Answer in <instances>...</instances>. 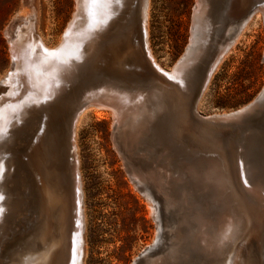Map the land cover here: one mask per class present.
Segmentation results:
<instances>
[{"label":"bare ground","instance_id":"6f19581e","mask_svg":"<svg viewBox=\"0 0 264 264\" xmlns=\"http://www.w3.org/2000/svg\"><path fill=\"white\" fill-rule=\"evenodd\" d=\"M250 1L196 0L193 19L198 23L200 42L209 37V26L216 14L221 24L243 16L245 18L230 50L219 60L216 68L235 49L260 12L264 16V0H255L256 7L247 11ZM75 5V12L58 45H47L34 32L30 21V16L34 14L20 17L23 23L9 40L14 67H10L5 74L3 83L6 91L0 95V149L5 151L11 147L7 143L10 138L13 142V159L9 164L0 150V264H82L83 194L77 169L75 138L90 112L98 117L104 114L103 110L108 112L107 116L111 114L122 152L133 153L138 145L146 150L150 142L154 146L156 141L151 129L156 117L165 109L176 110L171 102L174 96L170 90L157 85L150 91H138L134 90L137 87L134 83L124 86V91L106 97L114 106L90 101L81 111H75L73 97L68 100L67 107L61 104L57 98L77 78L81 67L88 65L91 68L90 65L99 57L102 45L112 41L109 36L128 34L132 38L135 17L144 11L148 55L159 72L172 78L183 77L199 54L197 50L188 66L185 64L179 71L164 68L149 46V0H75ZM252 12H256L255 15L248 16ZM197 110L201 112L199 104ZM67 112L66 138L62 115ZM67 140L72 152L69 175H74V179L67 178L65 174ZM160 155L155 158L165 161ZM252 163L244 166L245 169L240 168L237 176L222 159L214 158L201 162L187 161L183 166H176L170 174L165 168L164 175L167 180L174 181L175 188L162 185L161 169L157 171L156 167L157 176L154 172L150 173L152 175L146 174L139 168L133 175L137 185L145 187L151 183L159 195L177 193L184 204L191 205L195 211L192 216L196 226L194 231L197 232L194 244L196 241L198 248L211 256L213 264H264V223L251 211L248 203L250 199L257 204L264 219L263 186L257 167ZM11 173L13 184L20 183L21 186L13 188V198L5 203L4 196L9 190L7 177ZM26 190L30 191L28 198ZM202 201L209 202L206 213H199L195 208L197 204L192 205ZM147 206L152 215L154 206L150 203ZM11 224L13 236L26 228L29 237L3 254L1 244L5 235L9 234Z\"/></svg>","mask_w":264,"mask_h":264},{"label":"rangeland","instance_id":"374dc122","mask_svg":"<svg viewBox=\"0 0 264 264\" xmlns=\"http://www.w3.org/2000/svg\"><path fill=\"white\" fill-rule=\"evenodd\" d=\"M254 3L255 0L250 1L247 11H250ZM195 4L196 0H149V46L154 56L168 70L175 65L190 43ZM75 7V0H0V78L11 67L9 38L15 35L17 27L23 23L20 17L34 14L30 16L34 32H37L47 45L54 47L61 41ZM217 15L208 30V36L215 40L220 39L223 33ZM243 19L244 16L235 19V23L230 21L229 26ZM252 24L239 39L235 49L213 72L198 102L203 115L237 110L255 98L264 87V16L261 12ZM132 83L134 82L126 81V84L133 85ZM5 91V86H1L0 95ZM103 112L101 117L90 112L85 123L78 128L75 138L77 169L83 194L82 264H133L138 254L145 249L152 251L144 264H213L211 256L204 249L198 248L196 241L194 244V235L197 232L194 231L196 226L192 220L195 211L191 205L184 204L177 193H173V196L171 193L159 195L151 183H147L145 187L137 185L126 166V160H130L135 169L144 170L146 174L154 172L156 176V172L161 169L159 172L163 178L162 185L175 188L172 183L174 181L167 180L164 175V169L167 168V173L170 174L175 170L176 163H165L155 158L156 153L147 151L141 145L133 149V153L122 152L116 137L113 117L111 114L107 116L106 110ZM67 114L68 112L62 115V128L66 138ZM7 143L11 147L5 151L0 150L10 164L13 159V142L11 143L9 138ZM67 151L65 174L70 179L68 166L72 161V152L69 141ZM238 156L236 160L229 158L225 162L235 176L239 174L240 168L245 169L244 166L247 167L250 163ZM11 166L13 167V164ZM155 167L157 171L154 170ZM7 186L9 190L4 196L5 203L13 198L12 190L21 186L20 183L13 184V173L7 177ZM71 191L70 188V194ZM28 194L30 191L26 190L27 198ZM146 202L155 208L152 215L149 214ZM192 205H196L199 213H206L209 208V202L206 201ZM28 237L29 230L26 228L17 231L13 236L11 224L9 234L5 235L1 244L3 254L10 252Z\"/></svg>","mask_w":264,"mask_h":264},{"label":"water","instance_id":"95a60500","mask_svg":"<svg viewBox=\"0 0 264 264\" xmlns=\"http://www.w3.org/2000/svg\"><path fill=\"white\" fill-rule=\"evenodd\" d=\"M256 5L255 1L250 11ZM138 15L134 22V36L129 38L128 34H111L109 40L112 41H106L102 45L99 57L92 65L89 64L91 68H88V65L81 67L77 78L69 83L67 90L57 99L67 107L68 100L73 97L74 110L81 111L90 101L112 106L113 103L108 101V98L111 94L124 91L127 80L134 82L137 86L134 90L138 91L141 89L145 92L150 91L157 85L161 89L170 90L174 96L171 102L174 103L173 107L176 110L165 109L156 117L151 129L153 132L151 135L155 137L156 142L154 146L150 142L147 151L156 153V157L161 154L159 157L162 156L167 163L174 161L179 167L187 161L201 162L206 158L222 159L227 162L229 158L236 160L240 155L247 159V162L256 165L264 191V87L255 98L237 110L208 116L197 110L198 102L212 73L219 60L230 50L245 18L233 26H229L230 22L221 24L223 33L220 39L215 40L209 36L207 40L201 42L198 23L192 19L193 34L190 43L170 71H179L196 55L194 53L197 50L199 54L184 72L183 77L181 75L177 79L155 68L147 50L145 13L143 11ZM12 67L14 63L11 62ZM4 78L5 75L0 78V87L4 86ZM100 91L107 93L103 94ZM84 94L88 97L84 98ZM234 137L236 139H233ZM126 166L127 171L135 179L133 173L137 170L130 160H126ZM71 177L74 179V175ZM248 200L251 211L260 217L258 219L263 224L264 219L257 204ZM151 251V249L142 251L133 264L146 263Z\"/></svg>","mask_w":264,"mask_h":264}]
</instances>
